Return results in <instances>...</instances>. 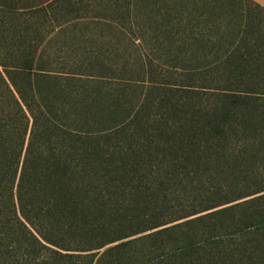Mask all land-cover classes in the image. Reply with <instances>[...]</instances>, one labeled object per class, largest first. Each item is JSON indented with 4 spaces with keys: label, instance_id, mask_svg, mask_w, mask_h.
<instances>
[{
    "label": "trees",
    "instance_id": "obj_1",
    "mask_svg": "<svg viewBox=\"0 0 264 264\" xmlns=\"http://www.w3.org/2000/svg\"><path fill=\"white\" fill-rule=\"evenodd\" d=\"M84 1L0 0V264H264V29L109 0L107 62Z\"/></svg>",
    "mask_w": 264,
    "mask_h": 264
},
{
    "label": "rangeland",
    "instance_id": "obj_2",
    "mask_svg": "<svg viewBox=\"0 0 264 264\" xmlns=\"http://www.w3.org/2000/svg\"><path fill=\"white\" fill-rule=\"evenodd\" d=\"M92 3V5H96V8L94 10H88L86 11V15H99L103 18H100L97 22L89 20L88 18L84 19V22L86 25H94L97 26L95 29V32L93 33L95 35V40L98 46H102L103 44L106 45L108 48H101V49H109V55L107 57H101V59L106 60L107 62H111L113 59L116 61V57H111V54L113 53L112 47L115 45V43L120 40L121 41V48L122 51L119 54V58L117 60L122 59H128L129 62H132L134 59L139 60V58H142L143 61L148 60H154V63H157L160 61L158 59L157 54L155 51L149 46L148 44H142L138 47H135L131 42L129 41V36L132 37V27L129 23H124L122 27L115 26L113 24V21L108 18L110 16H114L115 12L111 10V6H107L109 3V0H85L84 2ZM181 1L182 5L184 6V10L190 9L196 6L199 11H208V6L202 7L201 2L203 4L206 1H211L213 3H221L224 14H238L240 18L242 19H250L254 20L257 23V26L259 24V28L262 30L264 29V9L256 6L253 4L250 0H177ZM100 4V6H99ZM200 4V6H199ZM100 7V8H99ZM207 9H206V8ZM85 25L80 24L79 28L76 27V30L81 32L83 30L84 33H86L89 36H93L91 30L84 29ZM72 33H67V35L56 39L53 37L52 44H59L61 41L66 40L67 42H70L71 44H76V37L75 40L71 37ZM136 35V33H135ZM79 36V35H78ZM89 41L85 42L88 43ZM138 42V41H136ZM140 55V56H139ZM140 59V60H142ZM257 175L259 177H264V169L257 171Z\"/></svg>",
    "mask_w": 264,
    "mask_h": 264
},
{
    "label": "crops",
    "instance_id": "obj_3",
    "mask_svg": "<svg viewBox=\"0 0 264 264\" xmlns=\"http://www.w3.org/2000/svg\"><path fill=\"white\" fill-rule=\"evenodd\" d=\"M255 4H257L260 8L264 9V0H251Z\"/></svg>",
    "mask_w": 264,
    "mask_h": 264
}]
</instances>
